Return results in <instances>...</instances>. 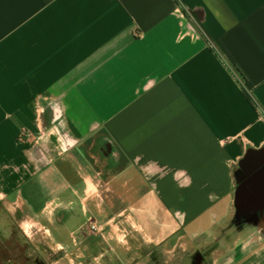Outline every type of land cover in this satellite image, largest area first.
Segmentation results:
<instances>
[{"label":"crops","instance_id":"crops-1","mask_svg":"<svg viewBox=\"0 0 264 264\" xmlns=\"http://www.w3.org/2000/svg\"><path fill=\"white\" fill-rule=\"evenodd\" d=\"M261 150L264 0H0L2 237L6 211L52 228L70 264L122 263L100 251L127 226L264 264V210L235 208L241 182L264 194V163L240 176Z\"/></svg>","mask_w":264,"mask_h":264},{"label":"rangeland","instance_id":"rangeland-1","mask_svg":"<svg viewBox=\"0 0 264 264\" xmlns=\"http://www.w3.org/2000/svg\"><path fill=\"white\" fill-rule=\"evenodd\" d=\"M52 207H53L52 205L51 207L49 206V208ZM3 218L4 220H6L5 225L3 226V230L9 229L8 232L9 233L11 231L12 232L5 240L0 242V247L16 245L17 244L16 238H17L19 241H24V242L26 241L27 244L32 247L34 246L38 247L39 250L44 255L45 260L48 259L50 261H53L55 252L52 250V248L56 246V243L54 240V231L52 228H50L51 230L49 231L48 227H44L42 224H38L36 222H32V221L22 222L18 219L14 220L10 217V215H8L6 211H3ZM87 229L85 228L86 232ZM136 229L137 228H135L134 226H131L130 228L128 226L126 227L125 229V233L127 236L126 240L125 239L122 240L123 237H120L121 235L118 234L119 232H117V230H114L109 234V238H108L109 241L107 240V242L103 246V250H101L100 252L103 253L104 250H106L109 246H110L109 248L113 249V251L116 252V255H120L121 252H124L125 254L124 257H122V264H178L182 260H187L188 255L191 252H194L195 250L201 251L203 253H205L208 250L209 252H207L206 256L207 258H211L210 249L207 247L196 249L195 246L189 243L184 247L176 246L173 248V245H169V244L158 245L155 243H148L146 240L143 239L142 235L140 236L139 233L136 232ZM86 232L85 235L89 236ZM102 232L103 231H101L100 233L102 234ZM101 234H99V232L95 233V235H101ZM90 238H91L90 240H94L92 236H90ZM117 241H120V243L123 241L122 243L124 246L122 247V245L118 243L119 246L118 249V247L115 246L117 245ZM84 252L81 249H79L77 255L80 256ZM98 252L99 251H97V253ZM150 253L155 255L152 256V259L149 255ZM94 255L95 257H97L98 260L100 253L98 255L97 254ZM75 261L77 262V264H85L82 258H78ZM63 262L64 264H70L68 258H65ZM72 264H76V263H73L72 261Z\"/></svg>","mask_w":264,"mask_h":264},{"label":"flooded vegetation","instance_id":"flooded-vegetation-1","mask_svg":"<svg viewBox=\"0 0 264 264\" xmlns=\"http://www.w3.org/2000/svg\"><path fill=\"white\" fill-rule=\"evenodd\" d=\"M93 222H95L93 219H89ZM97 224V222H95ZM89 225V222H88ZM87 225V234L88 235H93L95 232H92L89 230V226ZM98 225V224H97ZM99 226V225H98ZM103 231L101 226H99V234L100 232ZM15 235V233H14ZM6 238L2 237L0 235V242L5 240ZM16 245L13 246H5V247H0V264H64V259H65V252L59 251L55 253V256L53 257V261L50 260H45L44 255L42 252L39 250L38 247H32L27 244L25 241H19L16 238ZM35 248V249H34ZM38 252H36V251ZM207 252L208 250L203 253L201 251L195 250L194 252H191L188 255L187 260H182L178 264H212L211 259L207 258ZM151 259L152 256H155L154 254L150 253L149 254ZM83 261L86 264H122L117 257H113L111 260L107 254L105 255H100L99 256V261L93 260L92 257H86L82 256L81 257ZM210 259V260H209Z\"/></svg>","mask_w":264,"mask_h":264},{"label":"water","instance_id":"water-1","mask_svg":"<svg viewBox=\"0 0 264 264\" xmlns=\"http://www.w3.org/2000/svg\"><path fill=\"white\" fill-rule=\"evenodd\" d=\"M193 16V15H192ZM194 17V16H193ZM196 22L200 27L201 21L194 17ZM264 163V150L261 151H249L244 158L240 161V167L242 169V174L252 172L255 167L259 164ZM241 182V181H240ZM249 201L245 198V187L244 183H240V187L236 191V201H235V208L237 211V215L240 219H250L255 220L258 216L256 215L257 212H262L264 210V194L259 200L258 205H252L248 203Z\"/></svg>","mask_w":264,"mask_h":264},{"label":"built area","instance_id":"built-area-1","mask_svg":"<svg viewBox=\"0 0 264 264\" xmlns=\"http://www.w3.org/2000/svg\"><path fill=\"white\" fill-rule=\"evenodd\" d=\"M88 222H89V228H90L89 230L97 233L99 231V226L91 220H89Z\"/></svg>","mask_w":264,"mask_h":264},{"label":"trees","instance_id":"trees-1","mask_svg":"<svg viewBox=\"0 0 264 264\" xmlns=\"http://www.w3.org/2000/svg\"><path fill=\"white\" fill-rule=\"evenodd\" d=\"M243 95L246 97V99L251 103V105L256 109L257 105L256 103L251 99V97L247 94L246 90H244L243 88L241 89Z\"/></svg>","mask_w":264,"mask_h":264}]
</instances>
